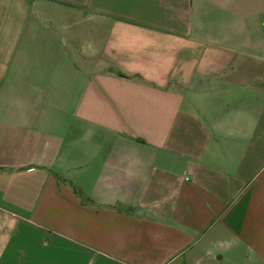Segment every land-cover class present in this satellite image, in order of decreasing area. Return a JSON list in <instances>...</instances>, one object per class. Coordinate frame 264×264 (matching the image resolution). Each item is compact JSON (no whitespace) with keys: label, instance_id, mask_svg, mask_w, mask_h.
Listing matches in <instances>:
<instances>
[{"label":"crops","instance_id":"1","mask_svg":"<svg viewBox=\"0 0 264 264\" xmlns=\"http://www.w3.org/2000/svg\"><path fill=\"white\" fill-rule=\"evenodd\" d=\"M264 0H0V264H264Z\"/></svg>","mask_w":264,"mask_h":264},{"label":"built area","instance_id":"2","mask_svg":"<svg viewBox=\"0 0 264 264\" xmlns=\"http://www.w3.org/2000/svg\"><path fill=\"white\" fill-rule=\"evenodd\" d=\"M263 34H264V25H263V30H262Z\"/></svg>","mask_w":264,"mask_h":264}]
</instances>
